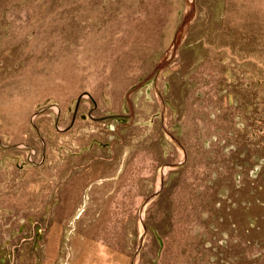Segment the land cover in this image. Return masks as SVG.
I'll use <instances>...</instances> for the list:
<instances>
[{
	"label": "rangeland",
	"instance_id": "1",
	"mask_svg": "<svg viewBox=\"0 0 264 264\" xmlns=\"http://www.w3.org/2000/svg\"><path fill=\"white\" fill-rule=\"evenodd\" d=\"M71 260L264 264V0H0V264Z\"/></svg>",
	"mask_w": 264,
	"mask_h": 264
},
{
	"label": "crops",
	"instance_id": "2",
	"mask_svg": "<svg viewBox=\"0 0 264 264\" xmlns=\"http://www.w3.org/2000/svg\"><path fill=\"white\" fill-rule=\"evenodd\" d=\"M153 125H144L143 131L150 132L152 130ZM150 134H145L143 139L149 138ZM146 137V138H145ZM90 149H86L82 151V204H79L77 207V211H79L78 216L70 221H58L56 224L52 221H47L45 224H39L40 226H45L47 228L46 232V241L47 242H62L65 239H69L71 242H84L88 237L87 231V222L85 218V212L90 210L92 207L91 203L86 204L84 202L85 194L89 195V192L86 193L87 187L89 184H93L97 180L103 178H112L114 176L109 169H103L102 166H107L111 163L112 159L110 158H98L97 156H93L89 154ZM75 206V205H74ZM74 208V207H73ZM95 209V208H94ZM69 222V223H68ZM69 225V226H68ZM69 227L66 230V227ZM52 227L60 228L56 233L59 232L57 235H51ZM90 227V226H89ZM91 233L92 235L96 236L98 234L99 239H89L92 241L102 240V225L96 223L92 226ZM91 238V236H89ZM76 259V258H74ZM79 261V260H76ZM71 264H75V260H71Z\"/></svg>",
	"mask_w": 264,
	"mask_h": 264
}]
</instances>
